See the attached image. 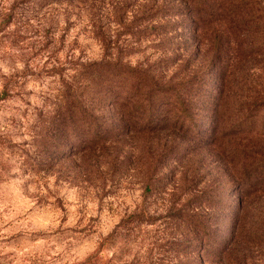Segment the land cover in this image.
Returning <instances> with one entry per match:
<instances>
[{
	"label": "rangeland",
	"instance_id": "374dc122",
	"mask_svg": "<svg viewBox=\"0 0 264 264\" xmlns=\"http://www.w3.org/2000/svg\"><path fill=\"white\" fill-rule=\"evenodd\" d=\"M42 2L0 0V264H228L218 248L238 195L226 132L264 97V48L251 51L239 22L197 27L184 0ZM105 54L172 83L197 75L200 94L158 106L168 129L71 155L81 135L52 136L62 92ZM259 208L264 194L243 214ZM262 244L241 245L248 264H264Z\"/></svg>",
	"mask_w": 264,
	"mask_h": 264
},
{
	"label": "trees",
	"instance_id": "16d2710c",
	"mask_svg": "<svg viewBox=\"0 0 264 264\" xmlns=\"http://www.w3.org/2000/svg\"><path fill=\"white\" fill-rule=\"evenodd\" d=\"M41 1L49 4L66 0ZM184 2L186 7H182L183 11L180 10L181 15L193 17L197 27L199 24L213 26L225 19L232 23L239 22L238 35L248 34L251 51L264 48V9L261 6H251L253 0ZM170 14L165 10L163 16ZM214 54L212 63L219 61V49ZM76 69L74 78L77 82L74 85L67 84L64 88L63 106L57 109L59 116L53 126L55 129L52 128V136L57 133L69 139L73 133L81 135L78 145L68 146L71 155L77 148L78 151L105 148L121 136L136 130L158 132L168 129L169 118L160 114L158 106L172 102L183 105L185 98L190 99L191 96L200 94L194 85L198 82L197 75L172 83L173 81L161 80V76L150 68H144L138 63H124L119 55L109 57L105 54L99 60L80 62ZM6 94L7 91L4 90L0 97ZM256 101L252 104L253 108L234 120L226 132L233 141L231 173L235 178L238 195V213L233 220L229 238L218 248L219 253L227 257L228 264H248L241 245H264V208H259L248 216L243 214L247 199L264 194V97ZM105 110L114 111L111 118L105 117ZM181 112L190 116L186 106ZM180 119L177 117L171 128L178 123L184 125V120ZM57 154L63 155V151L59 150ZM252 176H255V180L251 179Z\"/></svg>",
	"mask_w": 264,
	"mask_h": 264
}]
</instances>
